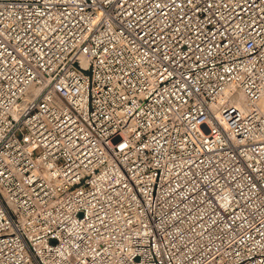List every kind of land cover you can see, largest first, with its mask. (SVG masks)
Returning <instances> with one entry per match:
<instances>
[{"label": "built area", "instance_id": "obj_1", "mask_svg": "<svg viewBox=\"0 0 264 264\" xmlns=\"http://www.w3.org/2000/svg\"><path fill=\"white\" fill-rule=\"evenodd\" d=\"M262 96L264 0H0V264H264Z\"/></svg>", "mask_w": 264, "mask_h": 264}, {"label": "bare ground", "instance_id": "obj_2", "mask_svg": "<svg viewBox=\"0 0 264 264\" xmlns=\"http://www.w3.org/2000/svg\"><path fill=\"white\" fill-rule=\"evenodd\" d=\"M31 90L35 91V89L31 88ZM239 103H241V95L240 94H236L234 96V105H238ZM257 105L259 107V109L261 110V112L264 114V96H262L258 101H257Z\"/></svg>", "mask_w": 264, "mask_h": 264}]
</instances>
